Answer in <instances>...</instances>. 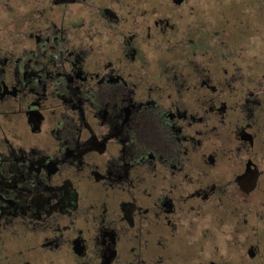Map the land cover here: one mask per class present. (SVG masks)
<instances>
[{"label":"rangeland","instance_id":"374dc122","mask_svg":"<svg viewBox=\"0 0 264 264\" xmlns=\"http://www.w3.org/2000/svg\"><path fill=\"white\" fill-rule=\"evenodd\" d=\"M33 1L0 0V10H10L13 17L21 11L30 15L29 10L35 9ZM43 6L45 33L55 31L70 53L42 59L46 65L42 72L77 66L83 74H116L126 84L133 103L150 100L170 110L171 124L178 131L171 135L175 139L172 155L163 156L160 162L130 163L128 182L125 178L116 183L94 180V167L85 164L62 167L61 176L69 179L78 194V208L63 242L49 250L37 246L35 235L25 233L32 241L26 236L10 238L3 247L21 248L27 254L3 260L0 252V264L24 260L28 264H66L70 259L68 240L78 236L86 250L94 248L91 235L104 223L120 224L116 218L124 203L134 206L133 220H140L141 232L133 240L121 238L117 249L130 257L140 255L147 264H153L151 254L156 253L178 255L176 264H191L200 256L213 255V238L220 242L225 233V239L236 233L243 239L237 217L227 214V226L213 223L211 203L228 202L221 195L217 198L216 186L228 184L229 176L240 167L245 151H236L233 132L244 122L254 134L251 159L261 171L253 199L264 191V108L253 110L251 118L246 113L252 109L248 92L255 93L264 105V0H75L65 7L43 0ZM110 13L113 17L109 18ZM52 17L54 21H50ZM9 23L6 32H0V50L33 49L32 40H19L12 34L11 20ZM48 92L42 103L51 101ZM28 99L17 95L0 100V142L27 147L35 141L38 148L52 149L55 142L47 132L31 131L26 124L20 106ZM78 131L85 133V126L80 124ZM114 146L109 143L103 153L92 151L89 155L102 166L116 154ZM205 157L210 160L206 162ZM93 170L103 174L100 167ZM213 184L215 193L204 201L187 196ZM166 201L175 211L173 219L163 211ZM163 215L172 219L170 226L162 224ZM259 225L252 241L264 249V225ZM203 232L209 236H202ZM159 234L164 247L152 242ZM18 238L26 239L21 242ZM128 245L135 247L133 254L126 252ZM229 263L263 264L264 256L249 261L238 252Z\"/></svg>","mask_w":264,"mask_h":264},{"label":"flooded vegetation","instance_id":"af4514ba","mask_svg":"<svg viewBox=\"0 0 264 264\" xmlns=\"http://www.w3.org/2000/svg\"><path fill=\"white\" fill-rule=\"evenodd\" d=\"M181 1L171 0L172 3ZM68 2L75 0H49L51 5L63 3L64 7ZM33 4L35 9L29 10L30 15L21 11L13 17L10 10H0V32H6L11 20L12 34L19 40H32L34 46L33 49H20L18 52L0 50V100L6 96L19 95L21 99L29 96L20 106L27 126L31 131L43 129L54 140L55 146L52 149L38 148L34 145L35 141L27 147L23 143L12 146L7 141L3 142L4 145L0 142V252H3V260L27 254L21 248L10 250L3 247L4 242L8 244L11 241L10 238L35 235L37 246L49 250L57 249L63 242L78 208V194L69 179L61 176L62 167L76 164L80 168L85 164L94 167L91 169L94 180L105 179L108 183H116L125 178L128 182L126 169L130 163L160 162L163 156L172 155L175 139L171 135L178 131L171 124L170 110H164L150 100L133 103L126 84L116 74H83L77 66L42 72L46 66L42 59L70 52L65 40L55 36V31L51 35L45 33L42 24L43 0H35ZM108 15L113 17L111 13ZM46 61L49 62V59ZM47 92L51 101L42 103ZM247 96L251 98L252 109L246 110V113L251 118L253 110L264 108V105L257 100L255 93L248 92ZM56 109H60L58 114ZM84 113H88L87 117ZM199 121L202 119L199 118ZM80 124L85 126V133L78 131ZM249 127L250 124L244 122L234 128L235 149L245 151L244 157L240 160L238 171L229 176L228 184L216 186L219 190L217 198L222 196L228 202L226 205L220 200L211 203L214 208L213 223L218 226L226 223L227 226L230 224L227 214L237 217L238 225L243 227L244 238L240 239L233 233L225 239L226 228H222V233H225L222 240L217 242L213 238V255L200 256L191 264H230L231 256H236L238 252L249 261L256 256H264L263 247L252 241V238L256 239L255 230L259 224L264 225V191L259 198L253 199L252 193L259 187L261 171L251 159L254 134L247 131ZM109 143L115 145L116 154L98 166L89 152L103 153ZM85 159L90 161L84 162ZM204 160L207 162L210 159L205 157ZM98 167L103 174L98 175L93 170ZM214 188L213 184L205 191L200 189L198 194L192 191L187 196H196L198 202L204 201L215 193ZM163 204L164 213L173 219L175 211L171 203L166 201ZM119 213L116 221L120 224L104 223L100 229L93 230L90 240L94 248L86 250L83 239L78 236L68 240L70 259L66 264H147V260L140 255L130 257L117 249L116 242L121 238L133 240L141 232L140 220H133L132 204H122ZM166 217L162 216V224L170 226L172 219ZM128 224L133 228L132 232L128 231ZM235 231V228L232 229V232ZM201 235L209 236L206 232ZM26 238L32 241L29 236ZM18 239L25 241L24 238ZM152 242L157 247L165 246L160 234ZM134 248L128 245L126 252L133 254ZM151 258L153 264H176L179 260L178 255L160 256L157 253L151 254ZM16 264H28V261Z\"/></svg>","mask_w":264,"mask_h":264}]
</instances>
